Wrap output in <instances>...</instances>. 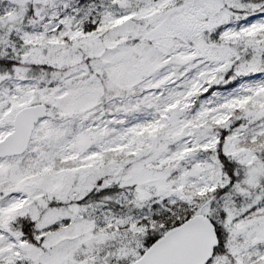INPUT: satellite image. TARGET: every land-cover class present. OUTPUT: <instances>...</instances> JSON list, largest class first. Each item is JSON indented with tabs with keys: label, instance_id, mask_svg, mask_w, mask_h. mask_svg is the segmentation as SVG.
I'll return each mask as SVG.
<instances>
[{
	"label": "snow or ice",
	"instance_id": "6c2138e0",
	"mask_svg": "<svg viewBox=\"0 0 264 264\" xmlns=\"http://www.w3.org/2000/svg\"><path fill=\"white\" fill-rule=\"evenodd\" d=\"M0 264H264V0H0Z\"/></svg>",
	"mask_w": 264,
	"mask_h": 264
}]
</instances>
